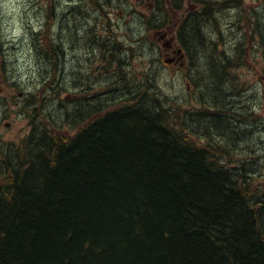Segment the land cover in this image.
<instances>
[{
  "label": "trees",
  "instance_id": "16d2710c",
  "mask_svg": "<svg viewBox=\"0 0 264 264\" xmlns=\"http://www.w3.org/2000/svg\"><path fill=\"white\" fill-rule=\"evenodd\" d=\"M228 3L238 10L242 5ZM216 16L200 27L192 20L182 43L211 83L214 75L234 77L248 36L261 37L257 50L264 53V27L257 21L232 50L199 45L204 35L213 36ZM99 35L95 51L120 68L128 51L116 33ZM45 42L41 50L52 73L63 72L61 35L49 34ZM61 78L52 76L39 95L27 96L35 122L36 103L65 92ZM136 82L133 91L119 85L108 98L95 93L91 103L83 99L84 111L80 117L74 112L75 120L66 116L67 128L45 117L19 145L0 151V264H264V174L248 169L246 157L223 144L220 134L200 143L187 125L206 116L208 130H239L245 116L227 105L232 91L222 85L225 93L217 96L212 87L213 101L182 109ZM227 108L236 111L226 116Z\"/></svg>",
  "mask_w": 264,
  "mask_h": 264
},
{
  "label": "rangeland",
  "instance_id": "374dc122",
  "mask_svg": "<svg viewBox=\"0 0 264 264\" xmlns=\"http://www.w3.org/2000/svg\"><path fill=\"white\" fill-rule=\"evenodd\" d=\"M129 1L125 3L123 0H114L109 3L114 8L111 19L119 25L118 29L123 31L116 33L115 39L118 38L117 40L124 47L126 46L123 50L128 51L127 54L124 52L121 54L122 66L117 68L114 60L105 62L102 60V53L95 51L91 46L78 44L73 49H69L73 47L71 44L75 39L73 37H76L78 33L79 37L84 35L86 39V21L93 22L96 17L89 9L83 10L82 17L73 16L77 20H68L65 28L64 16L67 13L64 9L65 0H0V151L4 152L9 145H19L35 127L33 124L42 123L45 117L57 126L67 128L66 116L71 115V118L75 120L74 112H78L79 115L76 116L80 117L86 103L85 101L82 105L83 99H88L87 103H91L95 93L101 94L100 97L103 99L108 98L109 89L116 93L114 89L119 88V85L121 91L124 89L133 91L134 82L142 80L136 83L141 86L142 82L147 83L146 86H149L148 88L155 96L172 105L178 103L182 109L197 107L201 99L213 101L212 99L216 96L212 95L214 93L212 87L218 89L216 94L218 96L225 93L221 88L225 85L227 91L234 93L228 92L227 96L229 93L232 95L230 94L227 98V105L237 106L236 110L245 116V122L239 130L227 134L212 131L211 128L208 130L206 127H209L205 123L209 118L195 116L189 122L186 119V113L182 112L185 120L189 122L187 125L196 131V134L192 136L200 143L207 139L209 133L216 137L220 134L223 144L233 147L238 157L243 159L246 157L249 162H242L246 163L248 169L256 171L260 168V172L264 174V99L262 100L261 96L264 89L262 75L264 53L257 50L261 46V37L255 35L256 39L252 42L253 49L249 45L246 46L247 43L243 44L242 65L232 73L234 77L227 80L222 76L220 78L214 75L216 83H211V75L206 73L204 67L201 69L200 63L196 60L192 66L188 64V60L180 61L177 65L167 64L165 54L173 52L175 46L172 49L164 47L163 41L158 39L159 34L152 30L146 31L147 21L149 24H154V21L147 14L150 8L145 0ZM260 2V0H242L239 10L230 8L216 16L217 26H213L215 29L211 38L215 43L217 42V47L227 44V49L232 50L239 38L244 41L243 31H249L253 21H256L250 15L259 4L262 5L257 10L258 23L260 30L263 29L264 4ZM51 3L54 16L56 15L54 18L48 15ZM217 3L212 0V7H215ZM130 9L135 12L130 15L121 13ZM90 15L93 17L88 19ZM145 15L148 18H143ZM168 16L171 20L173 19L172 14ZM247 20H249V28L246 26ZM73 23L78 26V30H73L75 28ZM129 23L130 30H128ZM62 24H64L63 28ZM238 24L241 29L238 28ZM49 27H51L50 30ZM40 28L44 31L39 30ZM33 29L38 32L35 33ZM82 29L84 32L79 31ZM49 34L52 38L61 35L62 42L65 44L64 69L63 72L56 74L52 73L53 63H47L49 60L41 50V47L45 48V40L49 38ZM32 35L35 37V45ZM262 38L264 39V36ZM246 42L250 44V36L246 38ZM203 43L207 45V40L199 41V45ZM124 72L126 74H122ZM61 75L63 78L60 82H63L65 92H62L59 98L46 97L37 102L40 110L39 108L36 110L40 116L35 115L37 119L35 122L31 119V109L26 103L27 96L39 95L52 76L61 77ZM122 78L127 81L116 83ZM200 92L206 96L199 98ZM87 110L89 108L85 110V113ZM236 110L230 108V112L227 108L226 116L233 115ZM250 112L254 113L253 118L258 115L256 122L249 119ZM71 122L69 126H73ZM68 131L72 132V129L69 128ZM239 138L242 140L240 141Z\"/></svg>",
  "mask_w": 264,
  "mask_h": 264
},
{
  "label": "flooded vegetation",
  "instance_id": "af4514ba",
  "mask_svg": "<svg viewBox=\"0 0 264 264\" xmlns=\"http://www.w3.org/2000/svg\"><path fill=\"white\" fill-rule=\"evenodd\" d=\"M95 1V4L92 2ZM125 3H129V0H123ZM216 2H225V0H215ZM111 2L114 0H65V16L64 20L66 21L65 28L67 26V21L77 20L73 16L80 15L82 17L83 10L89 9L96 17L92 21H86L87 25L85 28V34L87 32L86 39L84 35L79 37V33L77 34L74 41L71 43L73 47H69V49H73L78 44H85L87 46H91L93 49L98 48L99 42V34L101 32L104 33H121L123 32L119 28L117 23L115 24L111 15L114 12V8L112 7ZM150 9L147 10V14H149L150 18L153 19L154 24H149L147 21L146 31L152 30L156 34H159V40L163 41L162 44L164 47L172 49L174 47L173 52L170 51L165 54V62L170 65H177L178 62L183 61L186 57V54H183L180 46L182 43H185V36L183 32H185L187 27H190L192 20H194L197 26L200 27V23L202 21H207V19L212 18L213 10H212V0H145ZM106 3V4H105ZM132 5V4H131ZM130 5V6H131ZM129 6V7H130ZM226 10V7L222 5L220 7V12L218 9L216 10L217 16L223 13ZM94 11V12H93ZM121 12V11H120ZM135 12L133 9L126 10L125 15H130ZM88 14H91L87 11ZM71 14L72 17L70 16ZM98 14V15H97ZM172 14L173 19L171 20L168 15ZM46 16V12H45ZM93 15H90L88 18L91 19ZM171 17V16H170ZM143 18H148L145 15ZM73 30H78V26L73 23ZM126 24V22H125ZM128 30H130V23L128 24ZM213 27V26H212ZM68 28V27H67ZM116 28L118 30H116ZM42 30V28H40ZM106 29V30H105ZM213 29V28H212ZM35 33V29H33ZM91 30V31H90ZM214 30V29H213ZM84 32V30H80ZM118 31V32H117ZM203 34V33H202ZM204 35V34H203ZM170 36V37H168ZM33 44L35 45V37L32 35ZM211 36L203 37L204 41ZM84 40V41H83ZM165 40V42H164ZM186 44V43H185ZM188 44V43H187ZM189 45V44H188ZM212 45V40H211ZM191 46V45H189ZM192 47V46H191ZM123 48H126L123 47ZM184 56V58H183ZM183 58V59H182Z\"/></svg>",
  "mask_w": 264,
  "mask_h": 264
},
{
  "label": "bare ground",
  "instance_id": "6f19581e",
  "mask_svg": "<svg viewBox=\"0 0 264 264\" xmlns=\"http://www.w3.org/2000/svg\"><path fill=\"white\" fill-rule=\"evenodd\" d=\"M230 11V10H229ZM94 12V11H93ZM98 15V14H97ZM85 16V15H84ZM89 19V18H88ZM205 19V18H204ZM206 22V21H205ZM85 25V24H83ZM204 29V28H203ZM106 30V29H105ZM80 31V30H79ZM91 31V30H90ZM66 32V31H65ZM82 36V35H81ZM73 37V36H72ZM66 39V38H65ZM84 41V40H83ZM218 41V40H217ZM69 44V43H68ZM67 45V44H66ZM103 46V45H102ZM67 52V51H66ZM71 56V55H70ZM201 131V130H200ZM207 131V130H206ZM196 132V131H195ZM210 134V133H209ZM222 139V138H221ZM219 141V140H218ZM236 147V146H235ZM231 152V151H230ZM237 165V164H236ZM229 167V166H228Z\"/></svg>",
  "mask_w": 264,
  "mask_h": 264
}]
</instances>
